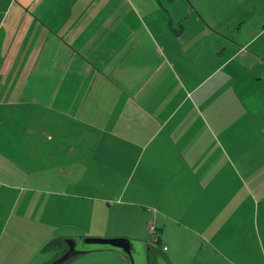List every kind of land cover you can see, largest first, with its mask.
Instances as JSON below:
<instances>
[{
  "label": "crops",
  "instance_id": "obj_1",
  "mask_svg": "<svg viewBox=\"0 0 264 264\" xmlns=\"http://www.w3.org/2000/svg\"><path fill=\"white\" fill-rule=\"evenodd\" d=\"M40 1L0 0V146L14 163L0 171L10 183L0 191V258L17 249L38 258L49 242L84 237L96 202L125 196L145 214L155 204L190 223L212 248V233L223 242L240 224L233 218L264 216V0H163L161 18L137 0L143 18L105 28L99 17L85 25L92 5L82 0H51L50 24ZM37 33L51 48L25 50ZM46 87L51 134L3 112L27 94L39 103ZM25 147L51 179L25 178ZM168 226L159 244L165 235L177 245L182 233Z\"/></svg>",
  "mask_w": 264,
  "mask_h": 264
},
{
  "label": "rangeland",
  "instance_id": "obj_2",
  "mask_svg": "<svg viewBox=\"0 0 264 264\" xmlns=\"http://www.w3.org/2000/svg\"><path fill=\"white\" fill-rule=\"evenodd\" d=\"M70 1L75 3L76 0ZM141 1L151 12V16L156 18L165 17V10L168 11L169 5L164 3L163 0H159L160 5L158 3L155 4L154 0ZM181 1L182 4H190L188 0ZM82 2L92 5V7L90 6L91 10L88 11L89 15L87 16L85 25L94 23L95 20H97L96 17H99L105 23V28L109 27V24H115L122 16L132 17L137 15V17L143 18L145 15L144 13H140L138 10L137 0H82ZM131 3H134L135 5L132 6ZM40 5L43 6L41 12L45 13V16L49 19V23L51 24V10L48 11V7L51 6V0H41ZM191 9L193 10V8ZM64 12L65 9L61 11L62 14ZM77 23L78 21H72L68 24L67 28L75 26ZM47 28L51 34V28ZM44 34L37 33L38 36L33 42L25 41L24 49L26 50L31 48L33 44V48L37 49L42 48L44 45H47V48H51V44L53 43L51 42V37L48 39L46 36L45 38ZM45 89L48 90V97L45 98L46 93H41L40 96L43 97V99L40 100L39 103L27 102L30 99H33L31 98L32 95L27 94L23 95L25 96L23 99L26 100L25 103L28 104L23 103L22 106L16 107L12 103L8 105V107H5L6 111L3 110V112L8 114L10 112L22 113L24 118L28 120V122L25 120V125L30 124V127L36 128L39 123V128L46 131V135L51 134V87H46ZM1 107L2 104H0V109ZM36 119H39V122ZM45 141L46 138L42 135L40 137L41 146L39 147L40 150L38 154L44 158L47 154L51 153V143L46 144ZM22 153L24 155L25 171L28 173L27 175L25 174L27 177L24 175L25 178L31 180L33 178L51 179V169L48 173L50 167L38 169L35 167L32 168L29 164L33 162L34 159L32 156L37 155L36 153H29L26 147L22 149ZM6 155L5 150L0 146V171L1 167H5L10 170V167L14 166V163L11 159L7 158ZM42 160H40L39 163L42 164ZM9 184L8 180H6L5 173H0V191H4L9 188ZM119 199L121 200L96 202V210L98 213L93 220L90 215H88V221L86 223V227H84L83 235L81 236L106 239L120 237L133 238L137 240L145 239L150 247H152V251L150 253L152 254L151 264H264V216L259 215L257 212H252L243 218H233V220H237L240 224L238 226H234V228L230 230L223 242L222 239L218 237V233H212L211 236L215 240L213 241L214 245H218L217 248H212L214 247L213 245L204 243L198 240L194 234H191V228L187 226V224L190 223L184 222L185 224L183 225L179 222L178 224L176 223V218H169L171 220H168L162 215V211H159L157 205L153 204L150 206V212L147 211L150 213L149 215L145 214L146 212H144L140 207V201L132 200L127 196ZM29 210H33L31 205L29 206ZM178 221H180V217L178 218ZM164 225H169L170 227L173 225L174 228L179 229L182 233L180 238L183 240L180 242L177 240V245H174V242L171 243L164 235L163 241L165 246H162V244L159 243H154L153 238L155 236L148 232V228L152 226L160 232L159 229H164ZM145 227L146 232H143ZM24 234L28 235L26 227ZM25 243L33 246L34 240L25 236ZM50 244L51 242H49L48 245ZM52 244H54V246L59 245L58 240L53 241ZM47 246L43 247L44 249L41 248L38 258H35V251L29 256L20 257L22 256L19 255L21 249H17V252L15 251L17 254L10 258L8 262L5 261V259L0 258V264H47L50 260H53L54 257L53 256L51 258L49 255L50 252H46ZM1 250L2 249L0 248V251ZM225 250L228 251L229 254L224 253ZM52 252H54V250H51V253ZM171 252L172 254H170ZM234 253L240 255V259L234 257ZM205 259H208V261L206 262ZM122 260L124 259H121V255L116 252H96L81 257L68 264H128L126 260Z\"/></svg>",
  "mask_w": 264,
  "mask_h": 264
},
{
  "label": "water",
  "instance_id": "obj_3",
  "mask_svg": "<svg viewBox=\"0 0 264 264\" xmlns=\"http://www.w3.org/2000/svg\"><path fill=\"white\" fill-rule=\"evenodd\" d=\"M46 249V252L54 250L57 253L48 264H68L92 253L111 251L120 254L128 264H151L149 244L127 237L106 239L84 236L65 239L57 246L51 243Z\"/></svg>",
  "mask_w": 264,
  "mask_h": 264
},
{
  "label": "built area",
  "instance_id": "obj_4",
  "mask_svg": "<svg viewBox=\"0 0 264 264\" xmlns=\"http://www.w3.org/2000/svg\"><path fill=\"white\" fill-rule=\"evenodd\" d=\"M148 230H149L150 233H152L155 236V239H157L155 228H153L152 226H150L148 228Z\"/></svg>",
  "mask_w": 264,
  "mask_h": 264
},
{
  "label": "flooded vegetation",
  "instance_id": "obj_5",
  "mask_svg": "<svg viewBox=\"0 0 264 264\" xmlns=\"http://www.w3.org/2000/svg\"><path fill=\"white\" fill-rule=\"evenodd\" d=\"M149 231V230H148ZM156 231V236H157V239H155V237L153 238L154 242L155 243H159V234H158V231L155 229ZM150 233V232H149ZM152 234V233H151Z\"/></svg>",
  "mask_w": 264,
  "mask_h": 264
}]
</instances>
